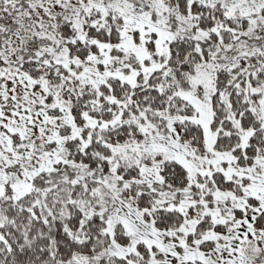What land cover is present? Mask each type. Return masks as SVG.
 I'll use <instances>...</instances> for the list:
<instances>
[{
	"label": "snow or ice",
	"instance_id": "1",
	"mask_svg": "<svg viewBox=\"0 0 264 264\" xmlns=\"http://www.w3.org/2000/svg\"><path fill=\"white\" fill-rule=\"evenodd\" d=\"M0 264H264V0H0Z\"/></svg>",
	"mask_w": 264,
	"mask_h": 264
}]
</instances>
